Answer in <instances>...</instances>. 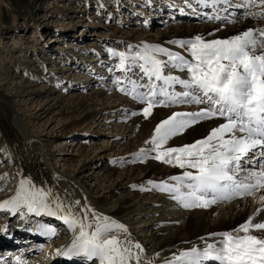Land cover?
<instances>
[{"label":"snow or ice","instance_id":"6c2138e0","mask_svg":"<svg viewBox=\"0 0 264 264\" xmlns=\"http://www.w3.org/2000/svg\"><path fill=\"white\" fill-rule=\"evenodd\" d=\"M258 3L264 7V0ZM196 4L209 10L206 19L220 24L238 23L220 13L241 8L243 16L264 22V11H251L257 0H196ZM208 35L213 38L196 34L168 41L179 51L147 42L127 44L125 51L107 49L118 59L108 71L121 73L111 80L114 89L143 106L129 115L147 118L158 107L203 106L173 111L160 120L151 140L145 142L150 147L141 148L132 158L151 157L181 170L167 180L147 183L148 190L168 193L185 210L207 209L264 192V27H249L229 37ZM203 121L218 123L209 125L210 131L193 142L169 143ZM20 175L14 195L0 202V212L19 215L25 223L29 216L41 218L28 230L48 239L59 238V227H64L71 239L55 255L75 259L77 264H264V219H255L264 211V195L259 197L257 213L235 228L200 237L202 245L177 249L170 257L156 254L153 258L140 242H133L123 223L79 200L66 203L50 187ZM0 179L4 191L7 176ZM15 264L24 262L18 258Z\"/></svg>","mask_w":264,"mask_h":264},{"label":"rangeland","instance_id":"374dc122","mask_svg":"<svg viewBox=\"0 0 264 264\" xmlns=\"http://www.w3.org/2000/svg\"><path fill=\"white\" fill-rule=\"evenodd\" d=\"M146 1L150 3L151 0ZM157 1L159 0H154L155 3ZM161 1L163 2V0ZM120 2L123 4L120 7L121 10L136 6L139 8L138 11H143L145 9L144 5L147 4L142 0H119L117 2L115 0H0V71L2 72H0V75L4 77V82L0 86V92L10 96V100L6 97L9 106L7 108L0 107V166L1 168L14 166L16 168L15 173L17 172L14 176L21 179L20 173H22L21 169L24 166L22 162L23 156L25 161L35 162L32 170L46 188L50 187L58 195L60 190L57 191V189L66 190L64 180L57 175L62 171L58 167L62 165V159H65L66 155L64 156V154H69L67 151H57L62 143H73L74 145L71 147L73 151L72 155L66 156V159L68 165L77 174L80 172L78 166L80 160L85 159L87 154L91 155L90 163L85 167L84 173L81 174L97 179V182H95L96 194L93 197L89 196L90 201H88L90 204L82 195L78 196H81V200H79L81 205L87 203L92 209H98V206L110 208L116 202V199L127 196L134 188L144 186L139 180L140 176L135 173L136 177L133 176L132 180H137L136 183L133 181L129 183L128 181H123L122 183L119 182L122 186L118 187L119 180L117 181V176L108 177L104 174L103 167L113 169L112 171L116 173H121L128 171L127 168L131 165L149 166L147 164L154 160L151 157L145 161H135L132 159L140 151L141 147L145 149L150 147V144H146L145 142L151 140L152 133L154 132V130L150 132V137L145 139L146 141H139V139H136V136L140 132L138 130L141 129L138 123L135 124V128L138 129L132 131L131 140L135 138L133 140L134 144L136 142L140 144H135L137 148H134L129 153L131 157L126 152L124 154L121 153L123 145L129 140L127 139V133H129L130 129L128 130L126 127L125 124L127 123L123 124V129L120 127L121 134H123L121 137L125 136V140L123 141L125 144L115 147L118 152L114 154L110 152L108 156L102 158L101 151L95 152V149L90 150L93 146L95 148L101 146L104 140L108 138L107 134L110 136L115 134L113 132L119 124L113 119L115 117L113 113L107 116L108 121L111 120L109 123H111L112 128L105 125L98 126V124L94 123L92 115L102 111L100 105L104 103L99 102L97 94H95L96 96L93 94L98 90H104V100L109 97L107 96L108 94H113L123 98L124 101H130L131 103L135 101L130 96L121 93L118 89H114L111 80L115 76L121 75V73L118 70H114L111 73L108 71V66L118 63V59L110 56L107 49L112 48L117 51H125L127 44L140 45L144 42L159 44L157 41L154 42V38H145L138 35V31L145 28L144 26L146 25L144 14L138 11L135 13L138 16L133 14V11L136 9L133 8L134 10H132L131 15L125 13L121 15L117 12L118 6H120L118 3L120 4ZM170 5L173 6V10L177 9L179 12L194 13V10H185L184 6L178 7V5H174L172 2ZM148 9L146 7L144 10L146 15L149 14L147 12ZM110 10L111 12L114 10L113 14L115 16L113 18L111 16L108 19L109 15L106 11ZM178 11L175 14H171V16H176L177 18L170 19L169 21L157 17L155 19L156 23L151 27V31L156 33L161 26H168L170 22V25L180 24L181 19L178 18V16L180 17ZM149 15L147 16L150 17L148 18L150 21L154 19L152 14ZM140 16H143V18H140V22H138L137 20ZM44 18L49 19L44 29L45 37L42 36V22H45ZM160 22H164L165 25L160 24ZM32 35L33 37H30ZM57 35L59 36V43L51 45L56 42ZM203 36L209 37L207 35ZM50 46H55L53 47V53H49L48 51L51 48ZM59 48H62L63 51H60ZM79 55L85 57L83 64L77 61ZM93 59L99 60L97 62L99 63V67H96V63H92ZM83 73L84 75L86 73L90 75L91 73L94 77L96 76L97 83L91 88H85L76 84V81ZM103 83L110 84L109 91L106 86L104 87L105 84L103 86L100 85ZM114 105L116 103H112L111 107ZM86 110L92 111L90 113V111L87 112ZM19 122H22V124ZM62 123L67 125L63 126ZM24 130L29 131V137H32V134H34L37 137L36 139L48 140L47 146L42 147L37 143L39 142L38 140L29 142L28 136L23 134L26 132ZM141 135L139 134V137H142ZM185 143H189L188 140ZM170 144L172 146L175 145L173 143ZM43 150H48L51 153L48 162L41 155ZM75 150H79L80 156L73 155L76 153L74 152ZM59 154L62 155L59 157ZM161 164L163 165L164 163ZM100 165L101 168H99ZM46 168L51 170L50 172L53 171L52 175L46 173ZM143 169L146 171L147 167H143ZM174 169H176L177 174L181 172L177 168ZM94 179L92 182H94ZM8 180L10 181V179ZM147 182L144 183V187L150 186ZM7 184H9L8 181ZM110 190L112 194L107 193ZM128 190L130 191L128 192ZM6 193L7 189L0 191V194ZM157 194L166 198L170 196L168 193L159 190H157ZM69 196L76 198L73 192ZM98 196H101L102 200L108 197L109 201L104 200L103 202L101 200L102 202H99L100 197ZM251 198L248 197L247 200ZM11 218V222H16V219L20 217L18 215H11ZM28 219H32L33 223L39 220V218L33 217H28ZM44 219H47L48 222L51 220L50 218ZM141 220H143V217L136 219L134 222ZM127 229L130 231V228L127 227ZM66 233L67 235L69 234L68 232ZM44 238L45 241L40 243L41 247H37L35 252L38 250V253H40L45 250L46 254L54 253V251L60 249H56V246L52 245L53 241L58 238ZM121 239H123V236H121ZM133 242H137V239L133 238ZM59 247L63 246L59 245ZM13 263L14 260L12 261Z\"/></svg>","mask_w":264,"mask_h":264},{"label":"bare ground","instance_id":"6f19581e","mask_svg":"<svg viewBox=\"0 0 264 264\" xmlns=\"http://www.w3.org/2000/svg\"><path fill=\"white\" fill-rule=\"evenodd\" d=\"M142 1L144 3L148 2L146 0L145 1L142 0ZM171 2L174 5L175 4L178 5V7L184 6L183 8L187 11L194 10V13H189L185 11L179 12L177 9L173 10V6L170 5ZM237 2H240V0H237ZM147 4L146 5L143 4V5L145 6L144 7L145 9L146 7L149 8L147 12H149V14H152V16L154 17V19H152L151 21L148 19L150 17L147 16L149 14L146 15V12L144 11L145 9H143V11H138L139 8H137L136 6H133L131 8H124L123 10L125 11L122 12L123 10H121L120 7H122L123 4H121V2L120 4L118 3V5L120 6H118L117 12L120 13L121 15H123L124 13L127 15H131L132 10H134L133 8H136L133 11V14H135L138 11L144 14L143 16L146 17L145 18L146 25L144 26L145 28L138 31L139 32L138 35L143 36L145 38H151V39L154 38V42L157 41L159 44H163L164 46L173 48V50H177V51H179V49H175L173 45L168 43V41L176 40L179 38H191V37H194L196 34L209 36L208 33H213L215 37H229L233 34H237L243 30H246L249 27H253V28L264 27V22H258V21L251 19V17L243 16L242 13L245 11V9L243 8L237 9V10H230L229 12L222 11L220 13L221 16H229V18H236L238 19L239 22L220 24L219 22L215 20L210 21L206 19L205 17L207 14H209V10L197 6L196 0H172V1L163 0V2L159 0L156 3L154 2V0H151L150 3H147ZM176 11H178L180 15V17L178 16V18L181 19L180 24L170 25L171 22L170 23L166 22L169 24L168 26H161L156 33H153L151 31V27L156 23L155 19H157V17H159V19L169 21L170 19L177 18L176 16H171V14H175ZM251 11L252 12L264 11V7H261L257 0V7L252 8ZM113 12L114 10H112V12L111 10L106 11V13L109 15L108 19L111 16L112 18L115 16ZM143 16L142 17L140 16L137 21L140 22V18H143ZM44 19H45L44 20L45 22H42V26H43L42 36L43 37H45L44 29L47 23L49 22V19L47 18H44ZM201 23H205V24H201ZM160 24L165 25L164 22H160ZM217 28H220V31H214ZM30 37H33V35ZM208 38L211 39L213 37L209 36ZM58 40H59V36L58 38H56L55 40L56 42H54L51 45H54L55 43L56 44L59 43ZM53 47L49 48L48 50L49 53L50 52L53 53V50H54ZM59 49L60 51H63L62 48H59ZM84 60H85V57L83 56L81 57L79 55L77 57V61H79V63L81 64H83ZM97 62H99V60L97 59L92 60V63H96L97 64L96 67L97 66L99 67V63ZM88 73H86L85 75L83 73L84 76L80 75L79 79L76 81V84H79L80 86H83L85 88H89V87L91 88L93 85H95L97 83V80L95 79L96 76L94 77L93 74L90 73L89 75ZM3 82H4V77L0 75V86L2 85ZM100 85L101 86L104 85V87L106 86L109 91L110 84L103 83ZM104 93H105L104 90H101V91L98 90L93 94V95L97 94L99 98V102H102L104 104L100 105L102 111H99L95 115L92 113L93 114L92 119L94 120V123H96V125L98 124V126L105 125V126L111 127L112 125L111 123H109L111 120L108 121L107 116L113 113L115 116L113 117V119L115 120L116 123H119V124L117 127L115 126L116 128L113 132L115 134H113L112 136L107 134L106 136H108V138L104 140L101 146H98L97 148L93 146L92 148H90V150L95 149V152L101 151L102 158H105L106 156H108L110 152H112V154H114L115 152H118V150L115 149V147H120L122 146V144H125L123 143V141L125 140L124 139L125 136L121 137V135L123 134H121V130H120L123 127V124L127 123L125 125L128 128V130L129 129L130 130H129V133H127V139L129 140L127 141L125 145H123V149L121 150V153L124 154V152H126L127 155L130 156L129 153H131V151L134 150V148H137L135 145L137 142L135 144L133 142L135 138H132L133 140H131V137L133 135L132 131L135 129H138V128H135L136 126L135 124L138 123L139 127H141V129L138 130L140 131L139 132L140 135L142 132V135H141L142 137H139V134H138L136 136L137 137L136 139H139V141L143 142L145 139H148V137H150V134H151L150 132L154 130L155 125L161 119L166 118L173 111H189V110L195 111V110H199L200 107H203L202 105L201 106L190 105V106L176 107V108H172V107L159 108L158 107V108H155L153 110V113L147 118L143 117V115L134 117L132 115H129L128 113L132 111L141 110L143 107L141 104H139L137 101L132 102L133 103L132 104L130 101H124L123 98L118 97L117 95H113V94H108L107 96L109 97L106 100H104L103 99ZM6 97L8 98V100H10L9 99L10 96H7L6 94H3L2 92H0V107L1 108H7L9 106V102L6 100ZM112 103L113 104L116 103V105L111 107ZM86 111L87 112L90 111L91 113L92 110H86ZM19 123L22 124V122H19ZM216 123H218V121L200 122L197 125L187 129L183 133V135L173 138V140H171L170 143L175 144L174 146H180V145H183L185 141L187 140L189 143L193 142L194 140L198 138H202L208 131H210L209 125L216 124ZM66 125L67 124H63V126H66ZM107 129L109 130V128ZM24 131L26 132L23 134L28 136L29 131L27 130H24ZM36 138L37 137L34 134H32V137L28 136L29 142H35L38 140L39 142L37 143L39 145H41L42 147L47 146L46 144L49 142L48 140H40ZM138 144L140 143H137V145ZM73 145H74L73 143L70 144L69 142L67 143L64 142L60 145L57 152L67 151L69 155H72L73 151L71 150V147ZM74 152L76 153L73 155L80 156L78 153L79 150H75ZM50 154L51 153L48 150H43L41 152L43 159L47 162L49 161V158L51 157ZM60 155L62 154H59L58 156L60 157ZM65 155L69 156L67 154H64V156ZM66 156L64 157L65 159H62V161L59 159L62 165L59 166L58 169H62V171L59 173L60 175L57 174L58 177L64 180V183L66 185V190L63 191L61 189H57V191L60 190V192L58 193V196L62 200H64L66 203L72 202L75 200H81L80 199L81 196H78V195H82V197L85 200L90 201V197L91 196L93 197V195L96 194L95 193V190H96L95 182H97L96 181L97 179H94V177L89 176V175H84V174L82 175L81 173H84L85 167L90 163L91 155L87 154L85 159L80 160V163L78 164L79 169H80L79 174L73 171L71 166L68 165ZM154 160L150 161V163L147 164L149 166L131 165L129 166V168H127L128 171H123L121 173H116L115 171H112L113 169H109L106 167H103L104 168L103 170H104V174L110 178L117 176L116 177L117 181L119 180L118 183L119 182L122 183L123 181H128V183L130 181H133L136 183L137 180H134V179L132 180L133 176L136 177V175H134L136 173L137 175L140 176L139 180L141 184H143L144 186H145L144 183L147 182L149 179H151L152 181L159 182L161 180H167V178L173 174H177L176 169L171 168L170 166H166L165 164L162 165L161 163L154 161ZM22 162L24 164V166L21 169L23 178L31 179L37 185L44 186L42 181L37 177L36 173L32 170L35 166L34 165L35 162L25 161L23 156H22ZM143 167H147L146 171L143 169ZM99 168H101V165ZM15 171H16V168L14 166L12 167L8 166L5 168H1L0 166V178L7 176V181L9 183V184H6L7 193L0 194V202H2L4 199L9 198L11 195H14V188L18 185L19 180H20L14 176V174H17V172L15 173ZM45 171L46 173L48 174L50 173L52 175L53 171L50 172L51 170H49L48 168H46ZM8 179H10V181ZM93 179H94V182H92ZM3 181H4L3 179H0V187L4 185ZM121 183H119V185L117 186L121 187L122 186ZM144 186H140L139 188H134V190H131V191L128 190V192L130 191L129 194L127 196H122L121 198L116 199L115 203H113L112 205L110 204L111 205L110 208H107V206L105 208L103 207L101 208L97 205L98 209L97 208H94V209L99 213L108 215L116 219L117 221L123 223L126 227L130 228L129 232L131 233L132 238L137 239V242H140L142 246L144 247V249L146 250L147 256L153 257V258H156V254H159V258L170 257L172 253H175L177 251V249H180V250L187 249V248H190L193 244L202 245L203 241L199 239L200 237H207L209 233H212L215 231L230 230L232 228H235L241 222H243L248 216L253 215V213H257V210L261 208L259 197L261 195H264V192H258L256 193L255 197H252L249 200H247V198L246 199H236L230 203H225V204H220V205L216 204L207 209L194 208L191 210H185L182 207L178 206L176 202L171 199L170 196H168V198L164 196H159L157 194V190H148L151 188V186L149 187L147 186L144 187ZM141 189H145V190H141ZM111 190L110 192H107V193L112 194ZM72 192L75 194L76 198L69 196V194ZM98 197H100L99 202H102V201L104 202V200L109 201L108 197H106L103 200L101 196H98ZM18 217L20 216L18 215ZM140 217H143V220L134 222L136 219ZM50 219H51L50 221L56 224V226L60 225L59 221L52 219V218ZM255 219L256 220L264 219V211H260L255 216ZM11 221H12L11 214L7 212H0V264H12L13 260H14L13 264H15L18 258L21 261H23L24 264H76L77 263L75 259L69 261L63 257L56 256L55 253L57 250L54 251V253H46V254H45V250L40 253H38V250L35 252V250L37 249L35 248V245H36L35 239H39V241L42 242V241H45V238L43 236L35 234V230L29 231L28 230L29 228L25 227L26 223L22 220L17 221L16 219V222H11ZM28 221L33 225L35 224L33 223L32 219L31 220L28 219ZM133 225L135 226L133 227ZM66 232L67 231L64 227H59L60 237L56 239L55 241H53V244L52 243L50 244L56 246V249L62 248V247H59L61 243H63L62 246L67 245L70 242L71 238L69 239L70 234L67 235ZM208 242H214V241L209 240ZM35 254H38V255L35 256Z\"/></svg>","mask_w":264,"mask_h":264}]
</instances>
